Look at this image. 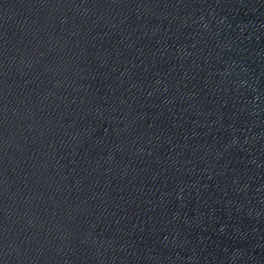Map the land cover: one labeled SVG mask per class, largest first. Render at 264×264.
I'll return each instance as SVG.
<instances>
[{
	"label": "water",
	"instance_id": "water-1",
	"mask_svg": "<svg viewBox=\"0 0 264 264\" xmlns=\"http://www.w3.org/2000/svg\"><path fill=\"white\" fill-rule=\"evenodd\" d=\"M0 264H264V0H0Z\"/></svg>",
	"mask_w": 264,
	"mask_h": 264
}]
</instances>
